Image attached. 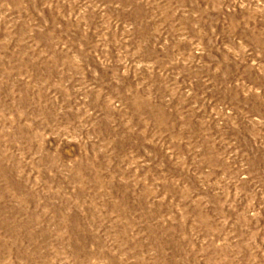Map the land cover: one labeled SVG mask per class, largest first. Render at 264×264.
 I'll use <instances>...</instances> for the list:
<instances>
[{
    "label": "rangeland",
    "instance_id": "1",
    "mask_svg": "<svg viewBox=\"0 0 264 264\" xmlns=\"http://www.w3.org/2000/svg\"><path fill=\"white\" fill-rule=\"evenodd\" d=\"M0 264H264V0H0Z\"/></svg>",
    "mask_w": 264,
    "mask_h": 264
}]
</instances>
